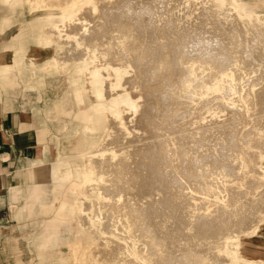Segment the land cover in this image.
<instances>
[{
    "label": "bare ground",
    "instance_id": "1",
    "mask_svg": "<svg viewBox=\"0 0 264 264\" xmlns=\"http://www.w3.org/2000/svg\"><path fill=\"white\" fill-rule=\"evenodd\" d=\"M217 5L216 0H117L98 15L87 7V20L77 17L72 23L79 32L89 26L90 37L129 31L140 38L129 45L131 59L120 49L107 56L112 69H132L118 80L117 93L131 90L136 123L149 131L127 138L116 128V149L130 151L133 160L114 167L111 193L117 201L110 207L128 213L134 237L144 248L160 250L161 264H240L227 251L238 247L228 238L256 237L264 224V188L258 189L263 182L252 176L264 152V25L254 16L223 18ZM191 15L200 20L198 26ZM71 54L80 58L85 52ZM219 79L227 91H204V82L220 89ZM98 163L107 164L102 158ZM222 167L230 175L223 179L229 187L214 206L190 187L203 190L207 176ZM244 179L249 188L235 186ZM106 252L112 256V250Z\"/></svg>",
    "mask_w": 264,
    "mask_h": 264
},
{
    "label": "rangeland",
    "instance_id": "2",
    "mask_svg": "<svg viewBox=\"0 0 264 264\" xmlns=\"http://www.w3.org/2000/svg\"><path fill=\"white\" fill-rule=\"evenodd\" d=\"M15 1L1 0L8 9L21 13V16L16 17L17 20L6 15L4 20L11 19L10 25L6 24V27L17 22L14 26L17 27L13 29L25 28L28 32L29 27L37 23L38 30H41L38 32L41 40L42 33L50 26L49 33L53 34L56 42L55 50L63 51V55L71 62H86L87 83L93 81V75L96 74L101 84V95L98 97L101 103L96 106V117L86 118L81 111H87L96 102L88 93L83 96V103H80V91L74 88L71 79L72 75L77 74L76 70L70 73L52 71L48 68L52 59L44 57L47 53L44 52L43 46L40 48L38 45H33L29 51L28 55L38 53L41 59L38 66L46 73L42 91L50 93L46 101L51 104L54 123L60 129L53 160V173L45 179L39 177L42 184V180L49 181V186L38 184L40 186L38 191L32 194V201L28 202L31 204L30 207L26 206L23 213V215L30 214L32 218H29L31 223L21 224V230L29 232L32 235L31 238L37 235L36 240L31 239V244L35 243L38 249L33 244L31 249L34 251L37 249L39 255L35 254L37 256L32 257L31 264H161L157 257L162 252L144 248L140 240L134 237L128 213L110 207L117 201L111 193L114 187L112 181L114 167L119 161L127 163L133 160L130 151L116 149V128V133L120 130L127 138L149 131L136 123L138 104L131 90L124 87L119 91L120 93H117L120 86L118 80H123L132 69H112L108 64L107 56L115 49H120L131 59L133 52L129 45L139 42L140 38L129 31L116 33L112 37H90L89 26L82 32L72 28V23L77 20V17L84 18H81L83 21L87 20L85 10L87 7H93L94 14L98 15L102 6L113 4L117 0H38V6L30 0H25L20 5H17ZM216 1L218 14L223 18L229 19L235 15L255 17L252 12L244 11L245 6L240 0ZM246 11L249 10L246 9ZM190 18L195 25H199L200 20L195 15H191ZM256 18L258 21L261 20L259 17ZM260 22V25L264 24V19ZM74 50H83L85 55L77 58L71 54ZM202 70L213 71L214 69L203 67ZM217 82L220 89L213 90L208 87V83L204 82V91H208L209 94L211 91L213 93L227 91L225 80L219 79ZM21 84L23 86V83ZM21 97L26 102L42 100L41 97L36 99L35 95L30 96L25 92ZM55 102L60 103L62 108H67V112L56 110ZM130 109L134 113L129 112ZM178 121L179 119H176L175 122ZM89 125L96 126L95 131H88ZM175 141L176 144L179 143L178 138ZM260 154L262 165L260 164L259 170H254L252 176L262 180L263 185H260L258 189H263L264 152L260 151ZM171 157L173 166L181 171L182 166L178 156L171 153ZM99 158L106 160V166L99 165ZM210 176H207V183L203 190L196 184L191 185L190 190L198 194L204 192L207 198L213 200L214 206H217L224 201L222 197L225 196L224 193L229 187L227 182L224 184L223 179H228L230 175L227 167H222L219 172ZM234 184L241 189L250 187L247 179ZM41 188H44V191H41ZM118 198L120 202L125 199L123 195ZM65 200L69 202V207L62 211L61 203ZM46 233L48 236H45ZM45 237L53 239V249L48 254L42 250L45 248ZM245 238L244 236L228 238V242L238 247H230L227 251L240 264H264L263 257L252 253L247 255L242 249ZM22 241L26 243L27 238ZM108 250L113 251L110 257L106 252ZM28 253L27 249L22 256L32 255Z\"/></svg>",
    "mask_w": 264,
    "mask_h": 264
},
{
    "label": "crops",
    "instance_id": "3",
    "mask_svg": "<svg viewBox=\"0 0 264 264\" xmlns=\"http://www.w3.org/2000/svg\"><path fill=\"white\" fill-rule=\"evenodd\" d=\"M24 1L16 0L15 3L20 5ZM240 1L249 10L244 8L245 12H252L263 21L264 13L259 12H264V0ZM30 2L38 6V0ZM6 15L17 20L16 17L21 16V13L8 9L0 0V264H31L32 257L38 252L35 243L32 244L37 248L36 251L31 249V239L36 240L37 235L31 238L29 232L21 230V224L31 223L29 218H32L29 213H23L26 206L31 205L28 202L32 201V194L40 186H44L43 184L49 186V181L42 180V184L39 179H45L53 173L60 129L54 123L53 108L46 101L50 93L42 91L46 73L38 66L41 59L38 53L28 55L29 51L33 45L40 48L43 46L47 53L44 57L52 59L48 64L52 71L70 73L76 70L77 74L72 75L71 79L74 88L80 91V103H83V96L88 93L96 102L87 111H81L86 118L96 117V106L101 103L98 98L101 95V84L96 74L93 75V81L87 83L86 62H71L63 55V51L55 50L56 42L53 34L49 33L50 26L42 33L40 40L38 32L41 30H38L37 23L30 26L28 32L25 28L13 29L17 27H14L17 22L6 27V24L11 23L9 18L4 20ZM23 92L30 96L35 95L36 99L41 97L42 100L23 101ZM57 102L54 103L55 109L67 112V108H62ZM87 129L93 132L96 126L89 125ZM40 190L44 191V188ZM68 207V201L61 203L62 211ZM45 236H48L47 233ZM24 238H27L26 243L22 241ZM244 241L242 249L247 255L252 253L264 258V227L259 237L245 238ZM44 243L45 248L42 250L45 254L52 252L53 239L45 237ZM27 249L28 254L32 255L23 257Z\"/></svg>",
    "mask_w": 264,
    "mask_h": 264
}]
</instances>
